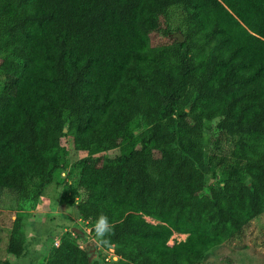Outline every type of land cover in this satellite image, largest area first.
Returning a JSON list of instances; mask_svg holds the SVG:
<instances>
[{
    "label": "trees",
    "instance_id": "16d2710c",
    "mask_svg": "<svg viewBox=\"0 0 264 264\" xmlns=\"http://www.w3.org/2000/svg\"><path fill=\"white\" fill-rule=\"evenodd\" d=\"M0 75V216L72 150L67 203L112 226L117 259L66 231L44 264H198L264 212V0H0Z\"/></svg>",
    "mask_w": 264,
    "mask_h": 264
},
{
    "label": "rangeland",
    "instance_id": "374dc122",
    "mask_svg": "<svg viewBox=\"0 0 264 264\" xmlns=\"http://www.w3.org/2000/svg\"><path fill=\"white\" fill-rule=\"evenodd\" d=\"M191 56L196 60L204 58L206 53L192 52ZM2 80L0 75V88ZM207 147L209 150L215 149L211 141L207 142ZM219 147L221 150L227 148L224 138H221ZM118 153L119 148L103 152L107 156ZM85 155L86 152L67 150V167L54 175L53 182L40 196L32 198L37 191L36 184H33L37 179H34L28 182L30 198L26 200L24 207L20 208L15 204L3 209L0 216V260H8L11 264H44V258L57 246L66 231L71 232L74 237L78 235V243L87 249L91 257L104 255L117 259L109 250L99 246L87 222L77 217L76 202L67 203L69 188L76 184L80 174V168L72 165ZM219 177L216 171H211L206 176V182L215 183L219 181ZM12 227H18L25 234V248L17 257L7 252ZM184 237V234L174 233L168 244ZM198 264H264V212L250 220L233 238L208 250Z\"/></svg>",
    "mask_w": 264,
    "mask_h": 264
},
{
    "label": "clouds",
    "instance_id": "9594fccd",
    "mask_svg": "<svg viewBox=\"0 0 264 264\" xmlns=\"http://www.w3.org/2000/svg\"><path fill=\"white\" fill-rule=\"evenodd\" d=\"M94 230L96 237L102 240L104 243H107V241L103 238L112 231V226L109 223L108 217L105 215H100L95 222Z\"/></svg>",
    "mask_w": 264,
    "mask_h": 264
},
{
    "label": "built area",
    "instance_id": "2783aa9c",
    "mask_svg": "<svg viewBox=\"0 0 264 264\" xmlns=\"http://www.w3.org/2000/svg\"><path fill=\"white\" fill-rule=\"evenodd\" d=\"M58 245V244H57ZM108 259V258H107Z\"/></svg>",
    "mask_w": 264,
    "mask_h": 264
},
{
    "label": "crops",
    "instance_id": "0c3cea01",
    "mask_svg": "<svg viewBox=\"0 0 264 264\" xmlns=\"http://www.w3.org/2000/svg\"><path fill=\"white\" fill-rule=\"evenodd\" d=\"M65 229V228H64Z\"/></svg>",
    "mask_w": 264,
    "mask_h": 264
}]
</instances>
